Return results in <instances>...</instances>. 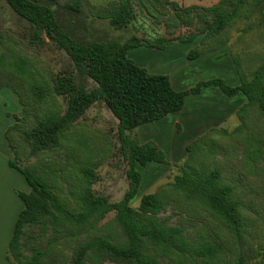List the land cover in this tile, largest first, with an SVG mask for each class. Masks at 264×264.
Returning <instances> with one entry per match:
<instances>
[{"label":"rangeland","instance_id":"rangeland-1","mask_svg":"<svg viewBox=\"0 0 264 264\" xmlns=\"http://www.w3.org/2000/svg\"><path fill=\"white\" fill-rule=\"evenodd\" d=\"M78 1L79 12L65 8ZM123 1L59 0L53 9L63 30L80 42L124 44L134 37L139 38L143 45L132 50L129 57L151 74L169 76L176 90H190L200 82L215 78H226L236 85L241 76L252 78L264 62V24L258 13L249 19L240 18L227 27L223 37H228V43L220 44L222 36L214 38L218 42L206 39L203 31L207 23L198 14L203 15L202 8L216 6L221 0H130L134 19L127 27L119 29L111 24V17L119 11ZM173 4L178 6V11ZM190 7L201 9L195 14L183 12ZM33 32L34 28L26 20L5 0H0V54L7 55L9 63L22 59L26 69L35 75L30 81L15 76L11 70L0 72V90L9 93L11 88L17 90L29 106L27 125L21 120L23 112L17 118L22 129L32 125L46 111L63 114L66 110L63 98L47 92L44 104L36 103L29 93L31 84L52 86L56 78L73 75L88 89L96 88L91 79L78 73L69 56L55 43L45 38L40 45L34 44ZM163 40L169 43L162 50L148 47ZM243 97L241 94L230 99L217 88H206L198 96H189L182 112L128 133L141 146L154 145L166 159L162 164L137 165L142 182L132 202L134 209L139 210L144 196L159 195L165 202L159 217L172 226L183 227L190 240L229 242L224 225L207 207L187 199L173 188L185 171H218L221 180L233 187L246 203L244 214L250 224L249 239L254 249L264 246V117L254 107L245 115L239 114L246 104ZM118 126V120L100 101L64 133L60 146L55 149L34 155L20 132L15 131L11 135V157L23 168L34 169L42 178L53 181L54 192L73 210H77L73 192H78L87 178L92 181L96 195L117 203L129 188V164L122 150ZM257 150L262 154L252 158L250 153ZM115 215L112 212L102 222H92L85 227L71 225L61 217L28 228L22 239L21 260L28 263L34 251L40 250L46 253L42 264H71L80 244L97 237L121 236L114 222ZM258 252L263 254L264 247ZM256 253L248 264L263 263L264 256ZM9 258L13 264H21L13 256ZM227 260L235 263L230 258ZM162 264L175 262L163 258Z\"/></svg>","mask_w":264,"mask_h":264},{"label":"trees","instance_id":"trees-1","mask_svg":"<svg viewBox=\"0 0 264 264\" xmlns=\"http://www.w3.org/2000/svg\"><path fill=\"white\" fill-rule=\"evenodd\" d=\"M5 2L34 28L31 36L34 44L40 45L45 42V38L49 39L69 56L80 75L96 84V88L88 89L78 83L73 75L56 78L52 86L31 84L29 93L36 103L44 104V93L47 92L53 97L63 98L66 110L63 114L46 111L25 129H22L19 121L7 131L9 147H12L11 135L19 131L23 140L30 145L32 154L55 149L60 146L64 133L93 105L102 101L119 122V139L129 164V188L120 202L111 203L108 198L96 195L92 189V181L87 178L86 183L80 185L79 191L73 192L77 207V210H73L54 192L53 181H47L36 170L25 169L11 160L10 166L23 175L31 191L19 193L25 208L16 222L9 255L24 264L21 260L22 239L28 228L44 225L49 220L57 221L61 217L71 225L85 227L92 222H102L108 214L114 212V222L120 228L121 236L97 237L80 244L71 264H162L163 258L172 260L175 264H230L227 260L229 258L235 261L234 264L250 263L254 253L257 251L256 254H259L258 251L264 246L254 249L249 239L250 224L244 214L246 203L233 187L221 180L218 171H185L173 188L187 199L207 207L224 225L229 242L221 239L215 243H196L190 240L183 227L172 226L159 217L165 209V202L159 195L144 196L139 210L132 207L142 182L137 165L162 164L166 159L164 153L154 145L141 146L129 134L139 127L181 112L189 96H198L206 88H217L229 98L242 94L246 98V104L239 110V114L245 115L250 107H254L264 117V62L252 78L241 76V83L237 87L230 86L221 78H215L200 82L190 90L178 91L173 87L169 76L151 74L129 57L132 50L143 45L139 38L134 37L124 44L83 43L63 30L53 9L59 0ZM172 6L179 10L176 4ZM65 8L79 12L80 2L68 4ZM199 9L201 8L190 7L183 12L195 14ZM201 10L204 14L199 13L198 17L207 23L203 31L206 39L223 37L227 27L240 18L249 19L256 13L264 24V0H221L216 6ZM133 19L131 1L125 0L119 11L112 15L111 24L121 29L131 24ZM214 40L218 42V39ZM220 41H223L220 44H226L228 37L224 36ZM168 43L169 41L163 40L157 45L148 44V47L162 50ZM6 56L0 54V72L11 70L12 74L24 80L32 81L35 78L34 73L26 69L22 59L9 63ZM11 89L19 98L24 113L21 120L27 125L29 106L17 90ZM261 154L260 150L250 153L252 158H259ZM34 252V256L26 264H42L46 253L40 250Z\"/></svg>","mask_w":264,"mask_h":264},{"label":"crops","instance_id":"crops-1","mask_svg":"<svg viewBox=\"0 0 264 264\" xmlns=\"http://www.w3.org/2000/svg\"><path fill=\"white\" fill-rule=\"evenodd\" d=\"M221 79L232 87H237L241 83V79L236 85L231 84L226 78ZM10 92L0 90V264H11L9 247L16 222L25 208L19 193L31 191L23 175L10 166L12 157L6 134L17 124V118L22 112L18 96Z\"/></svg>","mask_w":264,"mask_h":264}]
</instances>
